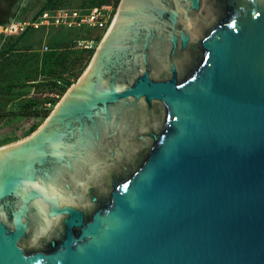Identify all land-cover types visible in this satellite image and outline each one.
<instances>
[{"label": "water", "instance_id": "water-1", "mask_svg": "<svg viewBox=\"0 0 264 264\" xmlns=\"http://www.w3.org/2000/svg\"><path fill=\"white\" fill-rule=\"evenodd\" d=\"M0 264H264V0H121L0 147Z\"/></svg>", "mask_w": 264, "mask_h": 264}, {"label": "rangeland", "instance_id": "rangeland-1", "mask_svg": "<svg viewBox=\"0 0 264 264\" xmlns=\"http://www.w3.org/2000/svg\"><path fill=\"white\" fill-rule=\"evenodd\" d=\"M46 1L47 0H27L24 13L27 14V17L28 15H35L45 5ZM106 1L107 0H59L57 8L54 10L66 12L75 8H101L104 4H107ZM13 2L16 3H14V6L11 8L10 13L13 12L20 0H0V13L4 17L9 14L8 4ZM118 7L116 3L112 14L113 18L117 13ZM0 20H2V18H0ZM67 29L69 28L49 27L42 30L41 28L33 30L16 45L13 52L0 61V147L23 140L38 130L48 117L23 114V108L34 102L42 104L45 100L52 98L54 94H58L60 97L57 99V105L67 91L77 83L85 73L96 52L95 51L91 55L84 53V55L87 56V60H85L84 63L86 66L80 73L79 71H75L65 73L67 76L64 74L63 80L66 82L68 78H71V82L73 83L65 93L62 92V87H50L51 83L48 77L39 76L36 82L24 81V78L34 71L37 65L35 59L39 56L43 58L42 50L44 47L47 46L50 48L49 50H51V46L49 45L50 39H57L60 36H64V40L66 41L64 47L67 46V48L73 46V41L80 39L94 40V46L97 44L99 46L107 32L106 30L96 29ZM98 37H101L99 42ZM13 43L14 40H7L5 43L0 42V52L4 51L7 47L13 46ZM70 52L73 53V58L82 54L81 50H72ZM77 74L80 76L78 75V79L75 80Z\"/></svg>", "mask_w": 264, "mask_h": 264}, {"label": "trees", "instance_id": "trees-1", "mask_svg": "<svg viewBox=\"0 0 264 264\" xmlns=\"http://www.w3.org/2000/svg\"><path fill=\"white\" fill-rule=\"evenodd\" d=\"M17 2V1H16ZM13 2L11 4H8V11L9 14L5 15V17L0 13V26H4L9 23L13 16V12L10 13L11 8L14 6ZM59 0H47L45 5L41 8L39 12H37L34 16L35 18H38L41 16V14L45 11H52L58 6ZM120 0H117V7ZM107 4L110 3V0L106 1ZM107 4H104L107 5ZM27 15V14H25ZM36 30L34 28H28L22 35L19 37H10L7 40H14L13 46L7 47L4 49V51L0 52V61H2L4 58H6L11 52L14 51L16 45L20 43L31 31ZM69 30V29H67ZM64 36H60L57 39L51 38L49 41V45L51 46V50L48 52H43V58L41 56L37 57L35 59L36 61V67L32 73H29L25 78L24 81L30 82H36L38 81L37 78L39 76L48 77L50 79V87H62V92L65 93L69 86L73 83L71 82L72 79L68 78V80L65 82L63 80L64 74L67 72H75L79 71V73L85 68V60H87L86 54H93L96 50H81L82 54L79 56H76L73 58V53L70 51H75L74 49V41L72 43L73 46L71 48H67L66 41L64 40ZM6 40V41H7ZM101 40V37H98V42ZM76 41V40H75ZM50 49V48H49ZM89 57V56H88ZM42 58V59H41ZM79 74L75 76V80L78 79ZM65 76H67L65 74ZM56 93V92H54ZM53 101L55 104L58 102V100H53L52 98L45 100V102L41 103H31L23 108V114L29 115V116H40L47 118L52 110L55 107V104L51 108H46V104Z\"/></svg>", "mask_w": 264, "mask_h": 264}, {"label": "built area", "instance_id": "built-area-1", "mask_svg": "<svg viewBox=\"0 0 264 264\" xmlns=\"http://www.w3.org/2000/svg\"><path fill=\"white\" fill-rule=\"evenodd\" d=\"M27 0H20L15 9L13 16L8 24L0 26V42L5 43L10 37H19L28 28L36 30L49 28V27H64L75 29H96L108 30L111 22L113 21V11L117 0H110L108 5L101 8H75L69 11H45L35 18L34 15H25L24 9ZM30 16V17H29ZM98 46H94V40H76L74 41V49L76 50H94ZM49 48L44 47L43 52H48ZM59 95H52L53 100L59 99ZM55 103L53 101L46 104V108H51ZM56 105V104H55Z\"/></svg>", "mask_w": 264, "mask_h": 264}]
</instances>
